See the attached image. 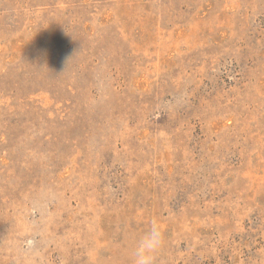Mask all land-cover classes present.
Instances as JSON below:
<instances>
[{"label": "rangeland", "instance_id": "obj_1", "mask_svg": "<svg viewBox=\"0 0 264 264\" xmlns=\"http://www.w3.org/2000/svg\"><path fill=\"white\" fill-rule=\"evenodd\" d=\"M152 219L156 264H264V0H0V264Z\"/></svg>", "mask_w": 264, "mask_h": 264}, {"label": "clouds", "instance_id": "obj_2", "mask_svg": "<svg viewBox=\"0 0 264 264\" xmlns=\"http://www.w3.org/2000/svg\"><path fill=\"white\" fill-rule=\"evenodd\" d=\"M164 245V227L159 220L152 219L135 243L131 264H156Z\"/></svg>", "mask_w": 264, "mask_h": 264}]
</instances>
